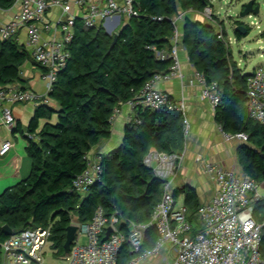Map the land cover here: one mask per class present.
<instances>
[{
    "label": "trees",
    "instance_id": "1",
    "mask_svg": "<svg viewBox=\"0 0 264 264\" xmlns=\"http://www.w3.org/2000/svg\"><path fill=\"white\" fill-rule=\"evenodd\" d=\"M13 4L14 0H0L2 8ZM207 5L213 6V2L134 0L139 15L123 19L115 31L118 38L114 44L115 32L108 34L103 25L89 28L81 18L76 20L68 44L70 56L49 92V100L56 104L39 102L27 128L28 133L37 137L26 134L31 171L0 193V239L10 235L3 230L4 224L17 232L52 223L53 246L57 255H63L67 226L74 220H92L99 206L107 216L116 213L119 226L126 233L129 221H150L162 198L165 181L144 158L152 148L166 152L185 149L186 131L180 110L138 104L134 109L138 120L126 123L121 143L113 150L97 153L102 169L88 190L76 191L73 180L86 168L87 155L93 147L111 136L115 108L135 100L156 72L169 70L173 62L169 56L175 27L173 16L181 12V42L191 62L207 82H217L221 90L216 121L229 133H246L248 138L240 140L237 146L241 170L264 181V123L252 117L248 108L249 72L233 59L223 21L215 14L221 25L218 29L214 21L194 17ZM32 58L17 38L0 36V87L20 81L23 64ZM54 114L57 116L52 120ZM41 118L46 121L40 126ZM182 192L191 217L196 218L201 204L196 188L188 183L173 190L175 197ZM256 210L264 212V198L257 201ZM156 237V227H146L142 248L152 246ZM261 251L264 256V237ZM136 255L125 239L116 264H127Z\"/></svg>",
    "mask_w": 264,
    "mask_h": 264
},
{
    "label": "built area",
    "instance_id": "2",
    "mask_svg": "<svg viewBox=\"0 0 264 264\" xmlns=\"http://www.w3.org/2000/svg\"><path fill=\"white\" fill-rule=\"evenodd\" d=\"M15 5H18V11L13 18H0V36L3 39L18 38L20 30L27 29L30 52L42 66L47 93L40 94L24 88L17 81L0 87L1 121L11 130L18 125L13 110L14 104L50 101L49 92L53 89L58 71L70 56L68 44L74 35L78 18L89 28L103 25L113 33L125 17L139 15V10L134 7V0H14L13 6ZM52 7L61 9L54 22L47 17V12ZM74 8L78 11L75 12ZM3 9L8 8L0 7V11ZM201 13L205 19L217 22L213 6L207 5ZM183 15L181 12L173 16L175 27L169 53L173 62L169 70L156 72L144 83L136 99L128 102L134 109L141 104L152 108L169 107L180 110L184 116L187 134L190 121L185 100L176 99L168 90L157 86L160 81L182 75L179 59V44L182 43L179 21ZM256 24L260 27L258 21ZM45 30H51L52 35L44 38ZM220 36L223 37V34ZM196 78L203 86L202 97L208 100L216 111L221 98L218 83L207 82L204 74L198 70ZM246 92L251 116L264 123V65L248 74ZM118 112L119 107L115 108L112 120ZM131 120L138 119L133 115L129 121ZM219 129L227 139L248 138L245 132L232 134L225 131L220 124ZM26 134L37 138L35 133ZM13 145L11 138L1 140L0 155L8 153ZM184 158L185 150L166 152L152 148L145 155V163L165 181L162 198L156 205L150 221H129L126 233L119 226V216L116 213L107 216L103 207L99 206L92 220L77 223L78 228L85 233L87 241H74L70 251L63 255H57V249L53 246L52 223L29 226L0 239V264H116L125 239L130 241L132 250L137 252L127 264H138L142 259L159 254L164 247L173 256L170 264H264L261 251L264 212L256 210L257 201L264 198V181L260 182L244 172L236 173L220 162L198 155L196 161L214 181L216 191L210 201L199 205L196 218H193L184 199L175 197L174 188L170 189ZM101 169L99 158L89 153L86 168L73 180L76 191L85 193L98 178ZM108 226L113 229L106 238ZM148 226L156 227V241L152 246L142 248L144 229ZM48 245L51 253L62 260L61 263H51L47 260Z\"/></svg>",
    "mask_w": 264,
    "mask_h": 264
},
{
    "label": "crops",
    "instance_id": "3",
    "mask_svg": "<svg viewBox=\"0 0 264 264\" xmlns=\"http://www.w3.org/2000/svg\"><path fill=\"white\" fill-rule=\"evenodd\" d=\"M211 1L213 2V0ZM17 11L18 5L3 9L0 11V18L9 20L14 17ZM74 11L76 12L78 9L74 8ZM60 12L61 9L59 7H52L48 10L47 17L54 22ZM193 15L194 17L205 19L202 13L196 12ZM179 23L182 30L183 18L180 19ZM51 35V30L43 32L44 38H48ZM17 39L25 44L29 51L31 50V46L28 44L26 28L20 30ZM179 59L182 75L174 76L170 80L160 81L157 84L158 87L168 90L174 98L185 100L186 113L190 121V129L186 134L185 158L174 181V188L189 183L196 188L201 203H204L213 198L216 185L196 161L197 156L202 155L220 162L228 168L241 170L237 152L240 140L225 138L219 129L215 111L208 100L202 97L203 86L196 78L197 68L191 62L184 43L179 46ZM21 76L22 79L17 82L22 87L32 89L40 94L47 93L46 81L42 76V66L34 58L28 59L23 64ZM38 103L39 101H27L13 105L18 121L17 127L13 130L7 128L0 117V142L4 138H11L14 142L8 153L0 155V193L27 177L31 171L32 160L26 150L29 142L26 132L35 117ZM50 103L56 104L52 99H50ZM134 113V108L129 102L122 103L119 106V112L112 120L111 136L102 139L96 144L90 154L97 155V153L107 152L117 147L123 139L125 125ZM56 116L54 114L52 120H55ZM45 121V118H41L39 120L40 126ZM19 132L22 134V138L19 136Z\"/></svg>",
    "mask_w": 264,
    "mask_h": 264
},
{
    "label": "rangeland",
    "instance_id": "4",
    "mask_svg": "<svg viewBox=\"0 0 264 264\" xmlns=\"http://www.w3.org/2000/svg\"><path fill=\"white\" fill-rule=\"evenodd\" d=\"M249 1L250 0H213V5L214 13L224 23L227 38L230 41V49L233 59L238 62L239 66L244 71L250 73L255 68L264 65V34L261 32L262 30L264 32V0H256L257 4L260 6L259 13H251L252 15L249 14L242 18L240 16V11L244 4ZM239 20L247 23L249 27V32L243 34L241 38L238 37L235 30ZM252 21L254 22L253 24L251 23ZM256 21L260 23V29L257 26ZM215 23L217 28L220 29V23ZM119 27L114 31H117ZM180 45L181 43L179 46ZM19 136L21 138L23 137L20 132ZM236 139L239 140L238 138ZM231 169L236 173L242 172L238 168ZM174 186L175 184H172L170 189L174 188ZM184 195V192H182L179 195V199H184ZM73 223H77L76 220H74ZM76 236L77 239L75 241H79L80 243H85L87 241L85 233L80 228H78ZM46 257L51 263L62 262L61 259L56 258L53 253H51L49 245L46 247ZM172 261L173 256L167 251V248L164 247L159 254L147 259H142L138 264H170Z\"/></svg>",
    "mask_w": 264,
    "mask_h": 264
},
{
    "label": "water",
    "instance_id": "5",
    "mask_svg": "<svg viewBox=\"0 0 264 264\" xmlns=\"http://www.w3.org/2000/svg\"><path fill=\"white\" fill-rule=\"evenodd\" d=\"M259 11H260V6L257 4V1L256 0H250L249 2L244 4L242 10L240 11V16L243 18V17H246L247 15H249L251 13H259ZM235 30L241 32L242 34H246L248 32L247 24L239 23L236 25ZM106 32L108 34L112 33L111 29H106ZM117 38H118V32H115L114 33V40H113L112 44H114L117 41ZM112 229H113L112 226H108L106 238L109 236ZM3 230L7 234L15 233L13 228L9 224H4ZM77 230H78V224L77 223L72 222L67 226V235H66V240L64 243L65 253H68L70 251L71 246H72L73 242L75 241Z\"/></svg>",
    "mask_w": 264,
    "mask_h": 264
}]
</instances>
